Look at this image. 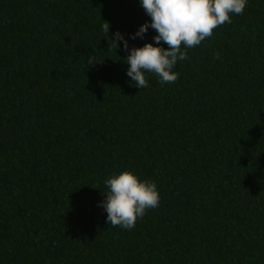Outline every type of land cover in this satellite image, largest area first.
Instances as JSON below:
<instances>
[{
	"label": "trees",
	"instance_id": "1",
	"mask_svg": "<svg viewBox=\"0 0 264 264\" xmlns=\"http://www.w3.org/2000/svg\"><path fill=\"white\" fill-rule=\"evenodd\" d=\"M150 21L139 0H0V264H264V0L139 89L110 39L157 46L131 38ZM125 170L160 197L131 230L101 204Z\"/></svg>",
	"mask_w": 264,
	"mask_h": 264
},
{
	"label": "clouds",
	"instance_id": "2",
	"mask_svg": "<svg viewBox=\"0 0 264 264\" xmlns=\"http://www.w3.org/2000/svg\"><path fill=\"white\" fill-rule=\"evenodd\" d=\"M145 13L151 18L150 24H142L131 38H143L150 28L157 35L155 42L145 43L142 47L129 48L124 36L116 31L110 39L115 50L118 41L129 54L126 57L127 76L137 88H146L148 81L145 73H154L161 83H174L179 73L173 69L178 61L187 58V49L200 45L210 39L213 32L225 23H231V16L241 15L247 0H139ZM103 32L109 35V24L104 21ZM163 42L167 49L158 46ZM217 58L219 54H214ZM100 61L88 58V65ZM105 199L101 202L107 213L106 223L113 227L131 230L138 218H142L148 209L159 205V193L156 184L140 180L130 171H121L108 177Z\"/></svg>",
	"mask_w": 264,
	"mask_h": 264
}]
</instances>
